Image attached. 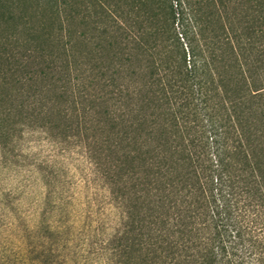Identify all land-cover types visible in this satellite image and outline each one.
I'll list each match as a JSON object with an SVG mask.
<instances>
[{
    "label": "trees",
    "instance_id": "1",
    "mask_svg": "<svg viewBox=\"0 0 264 264\" xmlns=\"http://www.w3.org/2000/svg\"><path fill=\"white\" fill-rule=\"evenodd\" d=\"M35 3L0 32V143L76 142L103 264H264V0Z\"/></svg>",
    "mask_w": 264,
    "mask_h": 264
},
{
    "label": "rangeland",
    "instance_id": "2",
    "mask_svg": "<svg viewBox=\"0 0 264 264\" xmlns=\"http://www.w3.org/2000/svg\"><path fill=\"white\" fill-rule=\"evenodd\" d=\"M35 2L0 0L6 13L14 3L0 32L20 29ZM19 129L0 143V264H103L98 250L119 223L108 190L76 142Z\"/></svg>",
    "mask_w": 264,
    "mask_h": 264
}]
</instances>
